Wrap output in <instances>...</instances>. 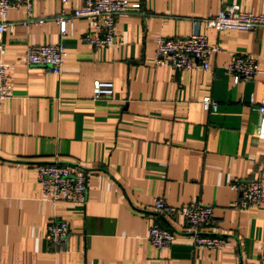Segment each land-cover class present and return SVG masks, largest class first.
I'll return each instance as SVG.
<instances>
[{"label": "crops", "instance_id": "obj_1", "mask_svg": "<svg viewBox=\"0 0 264 264\" xmlns=\"http://www.w3.org/2000/svg\"><path fill=\"white\" fill-rule=\"evenodd\" d=\"M128 1L140 8L116 18L113 45L102 48L81 41L98 38L91 21L69 20L59 33L56 18L80 9L81 0H32L29 17L8 11L13 29L0 40L12 85L0 102V264H264V202L234 209L231 188L234 179H258L264 201L255 108L264 99V28L206 29L202 20L216 16L221 0ZM231 3L264 15V0ZM195 26L220 49L211 73L153 66L155 39L186 38ZM37 45L64 48L58 76L25 66L26 50ZM234 54L256 59L252 81L233 84L225 66ZM95 81L112 83V96L93 101ZM204 97L216 102L215 112L202 110ZM53 163L86 173L84 205L42 200L35 168ZM156 198L212 207L210 232L225 247L194 248L181 217L152 209ZM53 220L69 227L64 246L45 240ZM154 223L177 235L162 251L147 239Z\"/></svg>", "mask_w": 264, "mask_h": 264}, {"label": "built area", "instance_id": "obj_2", "mask_svg": "<svg viewBox=\"0 0 264 264\" xmlns=\"http://www.w3.org/2000/svg\"><path fill=\"white\" fill-rule=\"evenodd\" d=\"M44 1V0H43ZM64 2L65 0H60ZM80 9L71 14L60 12L56 18L59 33L63 36L69 20L85 19L92 22L93 30L98 38L85 34L81 41L95 48L111 47L115 39V20L120 14L129 9H139L137 3L128 0H81ZM32 0H0V40L5 32H12L13 25L6 22L8 11L24 10L30 16ZM30 19H27L28 24ZM31 22V21H30ZM206 29L223 31L253 32L264 28V15H255L237 4H226L221 0V9L215 17L202 20ZM198 25V24H197ZM153 57L154 67H170L178 72H188L195 69L211 73L210 60L219 52L218 46L208 44L207 38L199 33L197 26L192 35L186 38L155 39ZM4 54V47L0 41V55ZM66 52L60 45L30 46L24 56L27 67H41L51 74L58 76L61 72ZM259 69L255 58L246 55H231L225 66L226 72L232 77L234 85L252 81ZM8 65L0 63V102L11 97L12 85L9 82ZM113 84L95 81L92 84L93 101L107 99L112 96ZM250 98L249 104H253ZM204 112H215L217 104L210 97H204L201 102ZM256 111L260 117L256 135L258 141L264 142V99H261ZM36 178L41 187L43 201L55 206L59 202L84 205L87 202V175L78 167H67L60 164H39L36 166ZM231 188L237 193V199L232 207L239 210L259 208L263 205L262 185L258 179H234ZM152 209L166 217H181L184 223L185 237L194 248L208 250H222L226 241L213 235L215 219L212 207L200 202L172 207L163 199L156 198L152 202ZM69 235L67 223L59 220L50 221L45 232V240L49 245L64 246ZM149 243L158 251L170 247L177 239V235L154 223L148 232Z\"/></svg>", "mask_w": 264, "mask_h": 264}]
</instances>
